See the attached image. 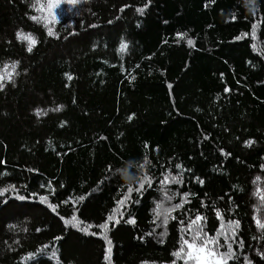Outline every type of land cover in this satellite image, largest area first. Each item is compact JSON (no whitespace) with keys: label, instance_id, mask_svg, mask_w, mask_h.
Masks as SVG:
<instances>
[{"label":"trees","instance_id":"trees-1","mask_svg":"<svg viewBox=\"0 0 264 264\" xmlns=\"http://www.w3.org/2000/svg\"><path fill=\"white\" fill-rule=\"evenodd\" d=\"M47 4L0 0V264H185L198 215L264 264V0Z\"/></svg>","mask_w":264,"mask_h":264},{"label":"snow or ice","instance_id":"snow-or-ice-1","mask_svg":"<svg viewBox=\"0 0 264 264\" xmlns=\"http://www.w3.org/2000/svg\"><path fill=\"white\" fill-rule=\"evenodd\" d=\"M39 2V0H38ZM79 2V0H48V4H47V11L51 12L53 9H57L60 7L61 3H68L71 5H75ZM250 2H254V0H250ZM40 11H44V5L41 4L39 6ZM32 19L34 20H39V17H32ZM53 20H55V16H53ZM48 35L52 36L54 35L53 31L51 28H48ZM17 38L20 40H24L28 42V48L27 50L29 52L32 51L33 47L36 44V40L31 36V35H25L23 33H17ZM191 43V42H190ZM126 47V45H121V51L124 50V48ZM13 69L16 67L15 64H13L11 66ZM11 73L8 74V76L10 77ZM5 79V77L0 76V80ZM69 79H71V77H69ZM3 85L0 84V87H2ZM59 110V109H57ZM131 119V117H130ZM249 144H251V141L248 142ZM259 179V178H257ZM169 182H178L176 181V178L173 177L171 179V181H169V179L167 177H165L163 183L167 184ZM145 184H148L149 186L151 185V180L145 176L144 179L142 180V182L139 185V188L133 189L131 187L128 188V196H126L124 198V200H121L119 203L121 205H123L125 203V201L131 196L133 191H140L145 187ZM259 194V191L258 193ZM0 195H3V192L0 191ZM21 199H23V197H21ZM46 198H42V201L45 200ZM261 199L264 200V196H261ZM181 205H176V207H180ZM158 208L160 207V205L157 206ZM175 209H171L170 211H174ZM170 214V213H169ZM160 213H157V216H159ZM217 217L220 218V214L217 213ZM75 217H73V221H75ZM113 217H109V220H112ZM203 217L201 216H196L194 220H192L188 225H187V232L192 234V239H186V238H182L183 239V243L180 247V249L177 252H174L173 255L177 258V259H184L185 264H188L189 261H193L194 264H228V261L233 259L234 257V253L231 250V244L228 245L229 251L225 252V253H220L218 252L217 247H212L209 248L210 245H216L218 246V240L215 237H210L207 233H204L202 231V229L199 227V222L203 221ZM254 219L256 220V224L257 227L260 229H264V222H261L259 219H256L254 217ZM119 221H117L118 223ZM130 223L134 222V221H129ZM165 222H167V216L165 217ZM66 223H72V221H67ZM73 226L78 227V223L73 224ZM102 228H107V225H102ZM229 229H235V228H239V222H232L228 225ZM83 231H87L86 229H82ZM223 225H222V229L221 231H219L217 233V235H223ZM234 234V232H233ZM105 239L107 240V236H105ZM227 240V237L225 238ZM108 244H111V241H108ZM242 244V242H241ZM110 253H111V248L109 247V249L107 250L106 253V259L110 258ZM201 253H203V257L200 255ZM206 257V258H204ZM264 258V257H262ZM173 264H175V261H173Z\"/></svg>","mask_w":264,"mask_h":264},{"label":"rangeland","instance_id":"rangeland-1","mask_svg":"<svg viewBox=\"0 0 264 264\" xmlns=\"http://www.w3.org/2000/svg\"><path fill=\"white\" fill-rule=\"evenodd\" d=\"M200 255L203 257V253H201ZM204 258H206V257H204Z\"/></svg>","mask_w":264,"mask_h":264}]
</instances>
